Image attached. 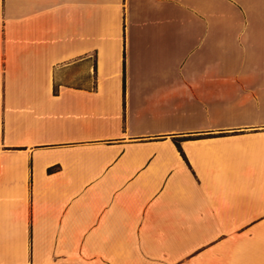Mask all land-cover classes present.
Here are the masks:
<instances>
[{"label":"crops","instance_id":"obj_1","mask_svg":"<svg viewBox=\"0 0 264 264\" xmlns=\"http://www.w3.org/2000/svg\"><path fill=\"white\" fill-rule=\"evenodd\" d=\"M0 264H264V0H0Z\"/></svg>","mask_w":264,"mask_h":264},{"label":"rangeland","instance_id":"obj_2","mask_svg":"<svg viewBox=\"0 0 264 264\" xmlns=\"http://www.w3.org/2000/svg\"><path fill=\"white\" fill-rule=\"evenodd\" d=\"M61 82L69 85L81 86L84 85L85 77L80 74V70H77L76 72H70L68 70L64 72Z\"/></svg>","mask_w":264,"mask_h":264},{"label":"trees","instance_id":"obj_3","mask_svg":"<svg viewBox=\"0 0 264 264\" xmlns=\"http://www.w3.org/2000/svg\"><path fill=\"white\" fill-rule=\"evenodd\" d=\"M96 71V69H95ZM55 93H58V87H55Z\"/></svg>","mask_w":264,"mask_h":264}]
</instances>
